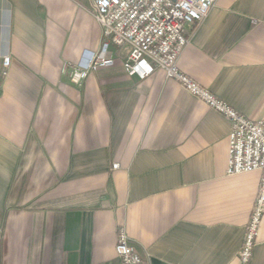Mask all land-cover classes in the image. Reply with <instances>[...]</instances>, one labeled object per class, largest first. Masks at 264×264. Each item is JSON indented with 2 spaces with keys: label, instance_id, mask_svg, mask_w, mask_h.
I'll return each mask as SVG.
<instances>
[{
  "label": "crops",
  "instance_id": "obj_1",
  "mask_svg": "<svg viewBox=\"0 0 264 264\" xmlns=\"http://www.w3.org/2000/svg\"><path fill=\"white\" fill-rule=\"evenodd\" d=\"M100 46L90 0H0V264H120L121 228L143 264H264V215L238 257L260 172L226 174L230 123L161 71L128 75L127 48L71 84ZM178 69L264 121V0H216Z\"/></svg>",
  "mask_w": 264,
  "mask_h": 264
},
{
  "label": "built area",
  "instance_id": "obj_2",
  "mask_svg": "<svg viewBox=\"0 0 264 264\" xmlns=\"http://www.w3.org/2000/svg\"><path fill=\"white\" fill-rule=\"evenodd\" d=\"M215 1L90 0L93 18L100 28L101 46L98 51L82 54L72 66L70 82L81 87L89 74L112 65L115 59L107 56L109 46L127 48L122 66L128 75L147 78L161 71L168 80L178 83L230 123L226 174L260 172L258 193L238 255L242 263H247L264 215V121L242 116L178 69L179 57L189 44L192 30L206 18ZM9 67L10 58L5 57L2 75ZM114 251L120 264H143L122 228L118 231Z\"/></svg>",
  "mask_w": 264,
  "mask_h": 264
}]
</instances>
